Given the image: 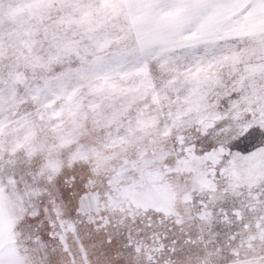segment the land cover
<instances>
[{
  "label": "snow or ice",
  "instance_id": "snow-or-ice-1",
  "mask_svg": "<svg viewBox=\"0 0 264 264\" xmlns=\"http://www.w3.org/2000/svg\"><path fill=\"white\" fill-rule=\"evenodd\" d=\"M0 264H264V0H0Z\"/></svg>",
  "mask_w": 264,
  "mask_h": 264
}]
</instances>
